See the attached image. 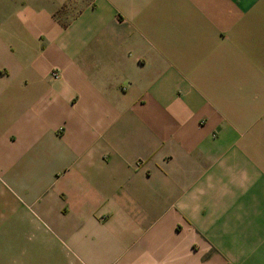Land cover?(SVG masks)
Listing matches in <instances>:
<instances>
[{
    "label": "crops",
    "instance_id": "obj_1",
    "mask_svg": "<svg viewBox=\"0 0 264 264\" xmlns=\"http://www.w3.org/2000/svg\"><path fill=\"white\" fill-rule=\"evenodd\" d=\"M200 3L179 57L178 0H0V232L43 264H264V0Z\"/></svg>",
    "mask_w": 264,
    "mask_h": 264
},
{
    "label": "rangeland",
    "instance_id": "obj_2",
    "mask_svg": "<svg viewBox=\"0 0 264 264\" xmlns=\"http://www.w3.org/2000/svg\"><path fill=\"white\" fill-rule=\"evenodd\" d=\"M187 0H178L177 5V27L175 34L177 35V46L173 43H169L165 39L163 43L164 48L177 47V50L180 48H188L192 45L188 43V38H194L200 36L205 30V24L202 20V0H191L193 5L189 8ZM185 40V41H184ZM179 48V49H178ZM169 54L176 52V55L182 57L183 54L174 48L165 49ZM178 57V56H177ZM20 193V192H19ZM20 195H22L20 193ZM23 196V195H22ZM16 227V226H15ZM20 228H24L19 226ZM42 232H32L24 229L22 230H12L10 232L1 231L0 232V264H43L42 256L38 254H47V250L44 248V240L42 238ZM31 248H28L30 246ZM28 246V247H27ZM34 250V255L29 256L28 250L32 253ZM58 250L59 247L53 244V241L50 242L49 251L50 254L47 257L48 263L46 264H55L53 260L58 261ZM71 252L70 250H68ZM33 254V253H32ZM32 258L33 262H29ZM68 264H76L73 262H68Z\"/></svg>",
    "mask_w": 264,
    "mask_h": 264
},
{
    "label": "built area",
    "instance_id": "obj_3",
    "mask_svg": "<svg viewBox=\"0 0 264 264\" xmlns=\"http://www.w3.org/2000/svg\"><path fill=\"white\" fill-rule=\"evenodd\" d=\"M53 76H54V78H58V77H59L58 72H57V71H54V72H53Z\"/></svg>",
    "mask_w": 264,
    "mask_h": 264
}]
</instances>
